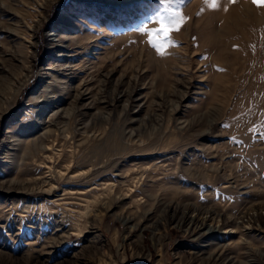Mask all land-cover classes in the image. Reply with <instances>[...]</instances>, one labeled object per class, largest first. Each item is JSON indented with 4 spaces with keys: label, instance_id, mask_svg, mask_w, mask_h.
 Returning <instances> with one entry per match:
<instances>
[{
    "label": "rangeland",
    "instance_id": "1",
    "mask_svg": "<svg viewBox=\"0 0 264 264\" xmlns=\"http://www.w3.org/2000/svg\"><path fill=\"white\" fill-rule=\"evenodd\" d=\"M0 264H264V7L0 0Z\"/></svg>",
    "mask_w": 264,
    "mask_h": 264
},
{
    "label": "snow or ice",
    "instance_id": "2",
    "mask_svg": "<svg viewBox=\"0 0 264 264\" xmlns=\"http://www.w3.org/2000/svg\"><path fill=\"white\" fill-rule=\"evenodd\" d=\"M236 0H227L228 4H234ZM173 0H161V4L164 5L165 9L168 10L170 6L172 5ZM203 3L210 9V10H216L219 7V0H203ZM251 3L257 7L261 8L264 7V0H251ZM203 11V9L201 10ZM225 11H227V8H225ZM171 16V19H165L164 17L157 18L152 23L158 25L156 31L153 35L154 38L162 37L160 41L159 48L157 45H152L151 47L155 49L156 54L163 56L164 55V49L166 47H171L172 42L169 40V33L174 31H179L181 25L183 22H185V17L181 15V13L178 10H173L169 13ZM144 28V31L141 34L148 35L150 30H148V26L146 25Z\"/></svg>",
    "mask_w": 264,
    "mask_h": 264
},
{
    "label": "bare ground",
    "instance_id": "3",
    "mask_svg": "<svg viewBox=\"0 0 264 264\" xmlns=\"http://www.w3.org/2000/svg\"><path fill=\"white\" fill-rule=\"evenodd\" d=\"M52 174V173H51Z\"/></svg>",
    "mask_w": 264,
    "mask_h": 264
}]
</instances>
